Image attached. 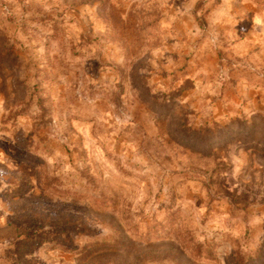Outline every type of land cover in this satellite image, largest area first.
Instances as JSON below:
<instances>
[{
  "label": "rangeland",
  "instance_id": "1",
  "mask_svg": "<svg viewBox=\"0 0 264 264\" xmlns=\"http://www.w3.org/2000/svg\"><path fill=\"white\" fill-rule=\"evenodd\" d=\"M0 264H264V0H0Z\"/></svg>",
  "mask_w": 264,
  "mask_h": 264
}]
</instances>
